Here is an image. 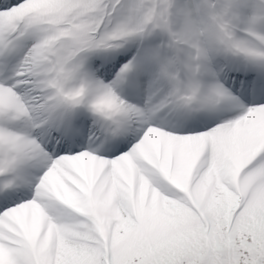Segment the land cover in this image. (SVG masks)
Masks as SVG:
<instances>
[{"label":"snow or ice","instance_id":"1","mask_svg":"<svg viewBox=\"0 0 264 264\" xmlns=\"http://www.w3.org/2000/svg\"><path fill=\"white\" fill-rule=\"evenodd\" d=\"M0 264H264V0H0Z\"/></svg>","mask_w":264,"mask_h":264}]
</instances>
